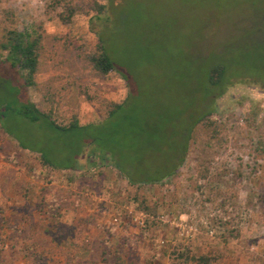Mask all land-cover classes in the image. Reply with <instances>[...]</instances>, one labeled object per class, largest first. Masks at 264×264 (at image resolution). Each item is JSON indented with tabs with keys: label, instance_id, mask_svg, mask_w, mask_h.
Listing matches in <instances>:
<instances>
[{
	"label": "rangeland",
	"instance_id": "obj_1",
	"mask_svg": "<svg viewBox=\"0 0 264 264\" xmlns=\"http://www.w3.org/2000/svg\"><path fill=\"white\" fill-rule=\"evenodd\" d=\"M11 29L39 39L26 96L1 47ZM103 33L114 64L107 74L92 62ZM218 65L223 77L211 84ZM0 71V104L13 108L0 119V192L16 170L31 173L45 192L40 221L55 220L69 208L58 205L66 184L79 224L96 223L104 240L92 247L95 264H203V255L208 264H264V0H0ZM27 98L61 125L88 120L62 132L40 128L19 114ZM211 110L219 136L199 123L185 161L163 183L131 185L113 167L161 176ZM137 196L151 207L145 229L130 222L129 211H141ZM113 216L121 221L108 232ZM10 227L0 233V264H74L68 245L18 227L23 240L13 243Z\"/></svg>",
	"mask_w": 264,
	"mask_h": 264
},
{
	"label": "trees",
	"instance_id": "obj_2",
	"mask_svg": "<svg viewBox=\"0 0 264 264\" xmlns=\"http://www.w3.org/2000/svg\"><path fill=\"white\" fill-rule=\"evenodd\" d=\"M103 8V5H101ZM100 48L99 53L96 56L94 55L92 57V62L94 67L100 71L101 73L107 74L111 72L114 69V64L112 62L110 53L107 49V42L104 37V33L100 35ZM38 46H39V39L32 36V33H30L27 30H20V29H11L8 31L6 36V41L2 43L1 47L7 51V61L11 63L13 67H17L19 72H21V76L23 77V84L22 88H24L23 92L26 96L25 90L28 86L34 85L36 83V75L38 73L39 69V54H38ZM224 73V67L222 65H218L214 67L211 71L210 75V83L211 84H218L221 82V79L223 77ZM1 74V71H0ZM1 78V77H0ZM262 87H264V84H262ZM117 106V105H115ZM0 107L3 108V111L0 114V119L3 117H6L8 112L11 111L12 105L9 104H0ZM19 114H22L26 119H28L32 124L39 123L40 128H43V124H49L51 127L55 128L57 131H64V130H71V128H74L78 126L79 122L77 120L72 121L69 125H61L57 123L55 120L51 118V116L39 109L34 103H32L28 98L26 103H24L22 110H19ZM213 114V111L206 112L201 117L197 119V121L194 123V126L189 131L185 146H183V154L182 156L175 162L174 168H170L167 172L161 173V176L151 177V176H145L141 178H135L132 177L131 174H129L125 169L116 166L121 173H123L129 183L131 185H138L144 186V185H150L153 186L158 183H163L165 179L169 178L171 175H173L179 166L185 161V155L188 151L189 141L195 136L194 134L198 131L196 127L199 123H203V127H210L215 126L214 129L210 132V138L219 136V128L220 126L217 124L216 121L210 120L211 115ZM207 132H209V129H207ZM15 138L20 146L24 149H28L33 152H37L41 154V158L45 163L52 165L49 161V159L43 154L41 149L39 148H31L27 147L21 141ZM207 142H211V139ZM103 164V163H102ZM55 166V165H52ZM56 167V166H55ZM203 174V173H202ZM136 203L137 207L141 209V211H147L151 209V207L148 205H145V198L141 196L136 197ZM145 213V212H144ZM144 229L146 228L143 227ZM108 232H114L115 227H113V224H110V226L107 227ZM109 238V236H108ZM5 237L2 235L0 236V248L4 246ZM198 261H201L203 264H208V260L206 256H200L198 258Z\"/></svg>",
	"mask_w": 264,
	"mask_h": 264
},
{
	"label": "crops",
	"instance_id": "obj_3",
	"mask_svg": "<svg viewBox=\"0 0 264 264\" xmlns=\"http://www.w3.org/2000/svg\"><path fill=\"white\" fill-rule=\"evenodd\" d=\"M122 100L123 99L118 100L117 103H115V105H119V103H121ZM89 110L90 109H87V112H89ZM85 112L86 111H84L83 114ZM90 116H95V115H90ZM87 120L88 118H86V120L80 119L79 122L80 123L83 122V124H85ZM101 167H103L101 169L109 168V166L106 167L101 166ZM113 167L116 169L117 172H120V170L117 167L115 166ZM116 171L115 174H117ZM34 177L31 173L24 176V173L18 170H16L15 173H12V175L9 177L10 185H11L10 191L5 190V192H0V206H2V211L5 213L7 218L5 219L7 223L0 222V233H5L6 228L4 227L6 225H10L11 226L10 229H12L10 233H14L13 234L14 236L11 241L13 243H18L19 241L22 242L23 240L21 239L22 236L19 235L21 229L26 230L28 234L26 236L31 238L35 236V232H31V231L34 230L36 231L37 229L38 231L42 230L43 234L48 236L49 243L52 244L54 243L60 246L68 245V247H71L69 252L70 256L69 257L67 256V258H69L70 261H73L74 264H77L78 261L81 260L87 261L90 264H95L96 262H98V259L94 257V251L92 247L95 244L97 246L99 244L98 242L103 243L104 240L101 239L102 236L100 231L95 232L96 223L89 225L79 224L80 222L79 217L82 212H79L80 209L78 210V208H76L77 207L76 202L73 203L70 200H67L68 193L66 192V190L68 187L66 186V184H63V186H65L64 187L65 189L58 187V194L61 196L60 198L62 199V200L60 199V204L58 205L60 206L66 205L69 208L64 210L65 212L61 210L60 213L62 214L60 217L61 219L53 220V219L45 218V220L40 221L39 216L37 215L36 212L37 200L42 198L45 195V192L43 191V189L42 190L39 189V187L37 186L38 181ZM74 184L78 185V183H74ZM51 191H57V190L55 188V189H51ZM48 198L53 199L51 195H49ZM52 199H50L48 202L50 201L53 202ZM13 227L14 228L18 227L17 229L20 230L19 233L18 230L16 232L13 231ZM57 228L60 230V232L55 233L54 231ZM82 231H84V233ZM84 240L87 242L85 245H88V248H85L83 246L84 244L82 242ZM17 253H20V251ZM60 254L62 253L60 252Z\"/></svg>",
	"mask_w": 264,
	"mask_h": 264
},
{
	"label": "built area",
	"instance_id": "obj_4",
	"mask_svg": "<svg viewBox=\"0 0 264 264\" xmlns=\"http://www.w3.org/2000/svg\"><path fill=\"white\" fill-rule=\"evenodd\" d=\"M130 222L138 227V228H143L146 226V214L143 212V211H133V210H130ZM121 221L120 217L118 216H113L112 218V224L113 225H117L119 224Z\"/></svg>",
	"mask_w": 264,
	"mask_h": 264
}]
</instances>
